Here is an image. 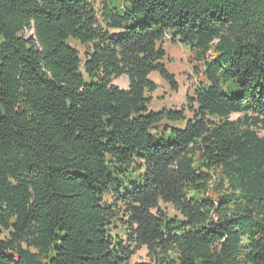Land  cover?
I'll use <instances>...</instances> for the list:
<instances>
[{
    "label": "trees",
    "instance_id": "trees-1",
    "mask_svg": "<svg viewBox=\"0 0 264 264\" xmlns=\"http://www.w3.org/2000/svg\"><path fill=\"white\" fill-rule=\"evenodd\" d=\"M263 129L264 0H0V264H264Z\"/></svg>",
    "mask_w": 264,
    "mask_h": 264
},
{
    "label": "rangeland",
    "instance_id": "rangeland-1",
    "mask_svg": "<svg viewBox=\"0 0 264 264\" xmlns=\"http://www.w3.org/2000/svg\"><path fill=\"white\" fill-rule=\"evenodd\" d=\"M21 34L29 36L31 31L24 30ZM71 44L80 52L83 51V47L80 43L71 41ZM164 48L166 50L164 63L169 72L174 76L175 87L171 86L163 79L158 71H153L149 77L157 84V89L151 93L152 99L150 109L158 110L162 107H174L179 109L186 106V96L193 93L198 79L204 80V78L202 75L197 76V63L192 58V52L188 46H183L178 41H173V39L171 41V39L168 38L165 41ZM113 82L120 87H127L128 78L122 75ZM237 116L238 114H235L232 118ZM261 133L264 134V129L261 130ZM170 211H172L171 208ZM147 259L146 247H141L133 255L132 263Z\"/></svg>",
    "mask_w": 264,
    "mask_h": 264
}]
</instances>
